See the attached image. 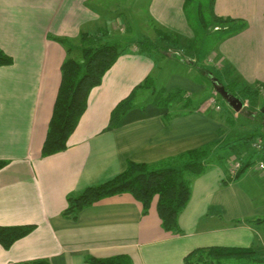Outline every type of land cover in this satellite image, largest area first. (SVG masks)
<instances>
[{
    "label": "crops",
    "instance_id": "1",
    "mask_svg": "<svg viewBox=\"0 0 264 264\" xmlns=\"http://www.w3.org/2000/svg\"><path fill=\"white\" fill-rule=\"evenodd\" d=\"M109 1L0 0V46L14 58L12 65L0 66V160L8 161L0 170V225H36L10 248L0 244V264L41 258L50 264H90L89 255L119 254L130 255L134 264H185L191 251L210 246L255 247L253 260L236 262L263 264L264 222L258 218H264V176L258 159L238 179L230 178V160L197 176L179 215L182 233L163 228L158 195L146 214L129 192L94 202L76 219L63 214L70 195L117 176L129 161L154 164L192 149L217 150L223 140V122L210 107L211 97L193 112L181 111L179 104L159 107L149 97L144 104L136 101L116 127L109 126L113 107L137 84L150 76L153 85L157 64L134 45L92 90L68 148L42 156L67 56L53 37L75 39L106 28L107 37L116 39L112 32L131 31L120 17L107 22ZM186 5V0H149L154 31L188 33ZM211 13L244 25L221 39L209 60L228 73L224 82L264 81V0H215ZM118 23L125 28L115 31ZM177 78L168 91L181 88L194 97L207 88L205 81ZM152 88H146L151 95Z\"/></svg>",
    "mask_w": 264,
    "mask_h": 264
},
{
    "label": "trees",
    "instance_id": "2",
    "mask_svg": "<svg viewBox=\"0 0 264 264\" xmlns=\"http://www.w3.org/2000/svg\"><path fill=\"white\" fill-rule=\"evenodd\" d=\"M192 0H186V6ZM194 1V0H193ZM215 0H211V5ZM203 5L199 3L197 8L198 18L202 22ZM212 14V13H211ZM216 25H227L221 27L220 31L232 34L244 27L237 24L236 19L223 18L212 14ZM104 29V30H102ZM160 37L152 38L142 35L134 43L125 45L121 40L108 38V30L101 28L95 33L82 32L77 41L68 37L54 36L53 39L62 44L67 56L61 65V83L54 103L53 112L49 121L47 135L42 146V156H49L64 151L69 146V139L77 128L82 115L88 108L89 96L92 90L100 85L105 74L115 65L119 57L131 50L136 45L138 52L154 56V53L166 49V44L187 43L185 37L157 28ZM167 50V49H166ZM154 52V53H153ZM75 55H79L76 57ZM163 56H168L163 53ZM187 60L180 55L173 56ZM189 62V60H187ZM14 58L0 46V66L12 65ZM210 74V72H208ZM220 81L226 88L235 95L245 96L255 100L264 90V81L257 85L244 84L241 81L232 79L230 82ZM151 77L137 84L131 92L121 99L112 109L109 126L116 127L121 118L135 105L138 93L143 88L151 87ZM219 93L215 91L210 97L204 96L200 100H194L186 90L181 88L168 91L166 88H152V102L159 107L172 108L179 104L180 110L193 112L199 110L206 99L219 101ZM221 103V102H220ZM212 107V106H210ZM212 111H216L212 107ZM221 111L219 118L231 126L236 124L233 114ZM260 118L264 119V113L257 111ZM169 114L168 117L175 116ZM264 124V123H263ZM262 124V125H263ZM262 125L255 128L250 135L241 137L237 143L227 142L217 150L210 148L192 149L162 160L158 163H146L129 161L127 168L117 176L85 188L77 194L68 197V206L64 210L65 216L76 219L80 211L94 202L115 194L124 192L131 193L136 199L142 202L143 212H149L151 203L156 195L159 196L157 210L165 230L174 233H182L179 225V215L187 206L192 190L194 179L204 173L213 163H225L231 156L236 155L243 160V154L247 149L252 148V142L264 137ZM264 159V145L261 150H253L249 160L243 161L242 166L232 179H238L249 166L255 163L256 159ZM8 164L6 160H0V170ZM264 222V218H258ZM251 221V220H250ZM36 225H0V244L10 248L18 239L30 234ZM255 247H232V246H210L194 249L185 257V264H239L236 261L253 260L257 253ZM87 261L90 264H134L128 254H119L111 257H96L89 255ZM13 264H50L47 259L41 258L32 261Z\"/></svg>",
    "mask_w": 264,
    "mask_h": 264
},
{
    "label": "rangeland",
    "instance_id": "3",
    "mask_svg": "<svg viewBox=\"0 0 264 264\" xmlns=\"http://www.w3.org/2000/svg\"><path fill=\"white\" fill-rule=\"evenodd\" d=\"M148 1L149 0H111L107 3L110 4V7L108 8L109 17H107V22H110L115 17H117V19L120 17L121 20L118 19V21H124L125 23L128 22L132 25L130 29L131 31L121 33V36L118 32H112V35L118 36L116 39L121 40L124 44L128 42L131 44L145 33L149 36L153 35L152 38L160 37L157 34V31L155 32L152 28L148 18ZM199 3H202L203 5L204 19L202 22L199 20L197 12ZM186 12L190 24L189 27H191L190 30H188V33H185V35L175 32L173 33L180 37H186L187 43L180 44V46H177L176 44L162 43V46L165 45L167 49H163V53L168 55L165 57L163 56L162 51L158 50L155 53L153 52V60L156 62L157 68L152 87L158 90L160 88L169 89L173 85V81L178 79L177 77L188 76L195 80L206 82V89L200 92L199 95L194 93V100H200V98L204 96L210 97L216 91L214 88L213 77H218L221 80L226 81L225 77L228 73L224 74L223 71L218 70L216 62H211L209 60L214 59L213 56L215 55L220 40L227 36L225 31H220L221 27L227 25L220 26L215 24L211 14V0H192L188 4ZM114 26L115 31H121V27H124L120 23ZM79 37L70 39L77 41ZM112 37L108 38L111 39ZM177 55L189 60V62H187V60H182V58L173 57ZM75 56L79 57V55ZM193 60H195L194 64H192ZM179 72L183 76L177 74ZM208 72H210V74ZM173 74H175V76L171 83L169 80ZM218 96L219 101L223 105L222 112L233 114L236 119V124L234 126H231L227 122H223V140L221 145H224L227 142H239L237 141L238 139L250 135L251 132L255 131L257 126L264 123V119L260 118L257 114V111L261 110L264 105V90L261 91V95L253 101L245 96L238 95L244 103V107L241 111H235L220 94ZM149 97H152L151 90L144 88L140 91L136 101L144 104ZM261 127L264 131V124ZM262 138L264 140V137ZM253 150L254 149H247L244 152L242 163L243 161L247 162L249 160V156L250 154H253ZM244 184L251 190L249 182L245 181ZM260 253H262V251ZM258 256H260V254H258ZM252 264L259 263L255 261Z\"/></svg>",
    "mask_w": 264,
    "mask_h": 264
},
{
    "label": "built area",
    "instance_id": "4",
    "mask_svg": "<svg viewBox=\"0 0 264 264\" xmlns=\"http://www.w3.org/2000/svg\"><path fill=\"white\" fill-rule=\"evenodd\" d=\"M209 104L214 107L216 109V111H221L223 110V105L222 103L218 102L216 99H210ZM264 145V140L262 137H259L257 139H255L252 142V148H254L255 150H261L263 148ZM231 164H230V169H229V173L230 176H235L238 171L240 170L241 166H242V160L238 158V156L233 155L230 158ZM257 164V168L258 170L262 173V175L264 176V159L259 158L256 162Z\"/></svg>",
    "mask_w": 264,
    "mask_h": 264
},
{
    "label": "water",
    "instance_id": "5",
    "mask_svg": "<svg viewBox=\"0 0 264 264\" xmlns=\"http://www.w3.org/2000/svg\"><path fill=\"white\" fill-rule=\"evenodd\" d=\"M213 83L215 90L228 102V104L235 111H241L243 109L244 103L242 99L229 91L218 77H213ZM261 112L264 113V105L261 108Z\"/></svg>",
    "mask_w": 264,
    "mask_h": 264
}]
</instances>
